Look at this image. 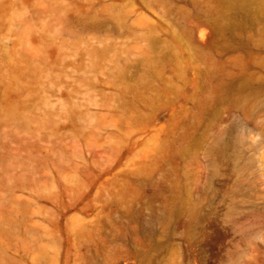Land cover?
I'll return each mask as SVG.
<instances>
[{
    "label": "rangeland",
    "instance_id": "374dc122",
    "mask_svg": "<svg viewBox=\"0 0 264 264\" xmlns=\"http://www.w3.org/2000/svg\"><path fill=\"white\" fill-rule=\"evenodd\" d=\"M0 264H264V0H0Z\"/></svg>",
    "mask_w": 264,
    "mask_h": 264
},
{
    "label": "bare ground",
    "instance_id": "6f19581e",
    "mask_svg": "<svg viewBox=\"0 0 264 264\" xmlns=\"http://www.w3.org/2000/svg\"><path fill=\"white\" fill-rule=\"evenodd\" d=\"M216 92V91H215ZM215 92H213V93H210V95L209 96H207V98L204 100L205 102H207V101H209V100H211V99H213L214 98V96L216 95L215 94Z\"/></svg>",
    "mask_w": 264,
    "mask_h": 264
}]
</instances>
